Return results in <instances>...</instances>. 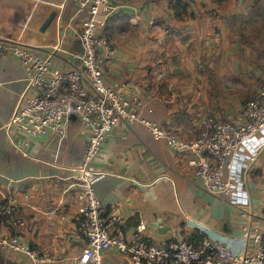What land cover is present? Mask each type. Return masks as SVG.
<instances>
[{
  "label": "crops",
  "instance_id": "crops-1",
  "mask_svg": "<svg viewBox=\"0 0 264 264\" xmlns=\"http://www.w3.org/2000/svg\"><path fill=\"white\" fill-rule=\"evenodd\" d=\"M77 2L0 0V37L45 53L58 46L53 66L66 69L75 64L69 53L80 51L82 17ZM112 2L107 33L116 54L104 68L106 81L110 85L133 81L142 111L183 139L193 137L207 116L222 119L216 105L204 97L203 63L224 45L222 54L236 57V31L249 29L255 3L263 7L264 0ZM51 12L55 16L42 31ZM25 91L21 62L0 57V199L11 195L17 199L28 225L25 240L51 258L43 264H81L85 239L77 226L81 184L74 165L86 137L76 117H70L62 135H42L24 146V137L8 122ZM187 159L154 139L140 122H120L108 133L93 164L104 210L124 218L127 229L143 222L156 243L174 237L198 243L210 236L250 253L241 227L250 223L253 231L264 229V148L256 157L244 154L236 163L238 185L232 200L203 191ZM241 211L248 216L241 217ZM0 264L30 262L21 252L0 247ZM98 264L134 263L109 249L101 253Z\"/></svg>",
  "mask_w": 264,
  "mask_h": 264
},
{
  "label": "built area",
  "instance_id": "built-area-1",
  "mask_svg": "<svg viewBox=\"0 0 264 264\" xmlns=\"http://www.w3.org/2000/svg\"><path fill=\"white\" fill-rule=\"evenodd\" d=\"M80 14V51L71 52L75 64L60 69L53 66V50L40 49L0 37V57L18 59L26 77L22 94L8 127L24 137L23 145L42 135L60 136L64 123L75 116L85 135L84 149L75 163V179L81 190L77 226L85 239L79 261L98 264L103 251L116 249L134 264H264V229L253 231L242 225L243 242L251 244L250 253L232 249L220 238L206 237L196 243L191 238L174 237L156 243L146 234L143 222L131 229L126 220L106 212L95 183L93 169L108 133L120 122H140L157 140L174 151L187 155L188 165L201 189L217 197L232 200L238 185L236 163L245 154L256 157L264 148V82L242 106L237 118L222 121L207 116L199 131L183 139L142 111V100L133 81L110 85L104 68L116 49L107 28L114 13L112 0H78ZM247 217L246 211L240 212ZM27 220L14 196L0 199V247L24 254L30 264L51 261L25 240Z\"/></svg>",
  "mask_w": 264,
  "mask_h": 264
},
{
  "label": "rangeland",
  "instance_id": "rangeland-1",
  "mask_svg": "<svg viewBox=\"0 0 264 264\" xmlns=\"http://www.w3.org/2000/svg\"><path fill=\"white\" fill-rule=\"evenodd\" d=\"M250 21L245 32L236 31V57L222 54L224 45L219 54L203 63L206 67L201 74L206 85L203 94L224 116L216 117L222 121L237 118L244 103L264 82V6L255 3Z\"/></svg>",
  "mask_w": 264,
  "mask_h": 264
},
{
  "label": "water",
  "instance_id": "water-1",
  "mask_svg": "<svg viewBox=\"0 0 264 264\" xmlns=\"http://www.w3.org/2000/svg\"><path fill=\"white\" fill-rule=\"evenodd\" d=\"M55 16V13L54 12H51L47 17L46 19L44 20V22L42 23L41 25V30L44 31L48 26L49 24L51 23L52 19L54 18ZM71 118H75V116H71ZM167 228H164L162 229V231H166Z\"/></svg>",
  "mask_w": 264,
  "mask_h": 264
},
{
  "label": "trees",
  "instance_id": "trees-1",
  "mask_svg": "<svg viewBox=\"0 0 264 264\" xmlns=\"http://www.w3.org/2000/svg\"><path fill=\"white\" fill-rule=\"evenodd\" d=\"M200 240H202V237L200 238Z\"/></svg>",
  "mask_w": 264,
  "mask_h": 264
}]
</instances>
